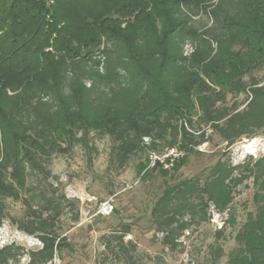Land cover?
<instances>
[{"label":"trees","instance_id":"obj_1","mask_svg":"<svg viewBox=\"0 0 264 264\" xmlns=\"http://www.w3.org/2000/svg\"><path fill=\"white\" fill-rule=\"evenodd\" d=\"M262 68L264 0H0V227L4 202L19 201L14 224L40 244L6 245L0 264H48L68 245L57 223L73 202L49 182L53 156L89 153L90 136H107L121 166L145 154L137 173L146 174L148 150L179 146L184 157L158 170L173 177L212 137L231 146L263 133L264 85L253 75ZM224 156L166 183L151 222L173 252L213 208L227 217L198 264H264V155L236 165ZM242 185L252 210L238 224ZM228 229L234 247L225 253ZM103 239L106 252L135 264L132 243Z\"/></svg>","mask_w":264,"mask_h":264},{"label":"rangeland","instance_id":"obj_2","mask_svg":"<svg viewBox=\"0 0 264 264\" xmlns=\"http://www.w3.org/2000/svg\"><path fill=\"white\" fill-rule=\"evenodd\" d=\"M203 22L206 23V19ZM185 50L189 52L188 45ZM253 75L264 85V68ZM244 101L243 95L229 96L226 100L227 106ZM243 107L240 105L239 109ZM144 142L148 144L149 139ZM88 145L94 148L89 153L75 148L69 155H55L50 160L49 169L53 178L49 182L71 200L73 206L65 208L57 223V232L68 245L48 264H125L123 259L105 251L103 238L110 235L122 236L124 243L130 242L135 246V264H198L204 262L206 246L213 242L214 231L221 226L226 214L218 216L210 208L209 224L187 231L179 240L182 246L171 252L162 246V235L151 222L152 206L166 183L173 185L198 177L223 155L232 165L240 163L253 150L257 151V156L260 153L264 155V131L253 138L243 137L231 146L212 137L188 156L186 164L173 177L166 178L158 173L160 169L170 170L172 166L168 167L166 163H158L155 168H150L148 163L146 174L137 173L138 165L145 161V154L133 155L121 166L113 151L116 145L107 136H90ZM174 149L181 154L173 161L178 163L185 152L179 146ZM152 152L163 153L148 150L149 162ZM237 190L239 194L235 195L232 209L239 224L252 210V193L244 185ZM4 205L7 217L0 227V248L10 244L21 246L24 250L38 247L35 237L23 233L14 224L23 216L21 203L8 199ZM124 231L128 233L124 234ZM229 232L230 229L226 233L228 239L222 242L225 253L234 247ZM26 262L24 257L20 264Z\"/></svg>","mask_w":264,"mask_h":264},{"label":"built area","instance_id":"obj_3","mask_svg":"<svg viewBox=\"0 0 264 264\" xmlns=\"http://www.w3.org/2000/svg\"><path fill=\"white\" fill-rule=\"evenodd\" d=\"M144 141H147V140L145 139ZM256 153H257V151L253 150L248 155L252 156L253 158H257L258 156ZM259 153H260V151L258 152V154ZM180 155L181 154L179 152H177V150L174 148L169 149L162 154H156V153L152 152L149 155V157H150L149 167L154 168L156 166V164H158V163L165 164L166 163L165 160L169 161L168 163H166V166L169 167L172 165L174 159L180 157ZM259 155H262V153H260ZM38 244H39V242H38Z\"/></svg>","mask_w":264,"mask_h":264}]
</instances>
